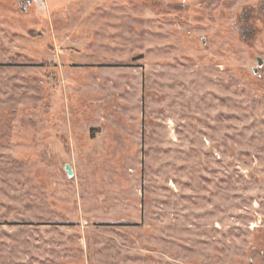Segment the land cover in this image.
Segmentation results:
<instances>
[{"label": "rangeland", "instance_id": "1", "mask_svg": "<svg viewBox=\"0 0 264 264\" xmlns=\"http://www.w3.org/2000/svg\"><path fill=\"white\" fill-rule=\"evenodd\" d=\"M44 1L0 0V264H264V0Z\"/></svg>", "mask_w": 264, "mask_h": 264}, {"label": "flooded vegetation", "instance_id": "2", "mask_svg": "<svg viewBox=\"0 0 264 264\" xmlns=\"http://www.w3.org/2000/svg\"><path fill=\"white\" fill-rule=\"evenodd\" d=\"M44 2H45L44 0H19L20 5L23 6V10H25V11L27 9L26 7H24L25 4H27V5H32L33 4V5H36L37 7H40V6H43L44 5ZM258 15L260 16V14H258ZM240 17L242 18L243 15H240ZM256 61H257V59H256ZM263 66H264V64L260 67V66H258V63H257V67H253L252 68L253 73L254 74H257L258 71H259V68H262ZM255 68L257 69V72H254V69Z\"/></svg>", "mask_w": 264, "mask_h": 264}, {"label": "water", "instance_id": "3", "mask_svg": "<svg viewBox=\"0 0 264 264\" xmlns=\"http://www.w3.org/2000/svg\"><path fill=\"white\" fill-rule=\"evenodd\" d=\"M256 59H257L258 66L261 67V66L264 64V61L262 60L261 57H257ZM254 72H257V69H256V68L254 69ZM64 169H65V171H66V173H67V176H68L69 178L73 177L74 172H73V169H72V167L70 166V164H68V163L65 164Z\"/></svg>", "mask_w": 264, "mask_h": 264}]
</instances>
